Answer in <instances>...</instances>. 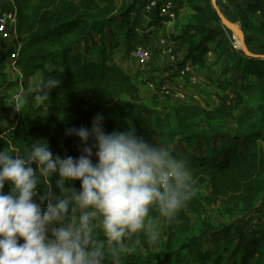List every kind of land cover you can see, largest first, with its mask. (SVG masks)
I'll list each match as a JSON object with an SVG mask.
<instances>
[{
  "label": "trees",
  "instance_id": "16d2710c",
  "mask_svg": "<svg viewBox=\"0 0 264 264\" xmlns=\"http://www.w3.org/2000/svg\"><path fill=\"white\" fill-rule=\"evenodd\" d=\"M11 1L22 43L15 63L21 78L15 82L8 79V57L0 53V117L6 123L0 128V150L24 151L40 140L48 143L54 155L78 157L83 145L78 137L66 135V130L81 126L90 129L93 118L101 113L105 132L132 128L138 136L158 140L162 147L173 146L167 149L186 160L193 177L195 194L185 202L175 221L169 224L160 219L167 227L162 250L154 251L141 235L125 240L115 256L107 253L104 264H264L262 55H241L238 72L243 82L237 93H229L234 82L217 78L213 81L212 104L202 92V104H170V98H164L162 109H152L123 67L131 52L123 56L122 63L115 60L117 52L123 51L118 38L123 37L128 46L133 42L145 44L174 21L170 14L161 15L158 10L147 18L145 5H119L116 0ZM167 1L174 3L175 19L185 8L193 11L182 31L171 37L178 55L173 69L191 65L197 73L208 72L212 69L209 55L224 57L233 50L215 26L222 22L211 0H159L160 6ZM244 1L245 6L240 2L236 5L239 27L246 45L258 39L264 55V0ZM51 78L59 80L60 86L44 98L42 86ZM16 87H21L19 94H26L21 112L15 110V103L6 101L5 92ZM252 95L260 98L258 116L248 105L247 98ZM157 98L160 96H153ZM132 114L140 116L134 125L129 122ZM226 119L237 126L233 135L201 133L203 123L212 126ZM58 178L54 175L51 183L59 195ZM205 185L210 195L202 200L196 191ZM65 186L79 190L80 181L71 185L66 182ZM44 187L39 186V194H43ZM3 191L9 193L11 185L6 183ZM204 201L208 205L222 204L227 216H241V223L252 225L247 234L227 238L225 229L231 233L233 228L215 225L206 218ZM156 216L155 209L151 210L150 218ZM255 222L257 226H253ZM97 238L102 239L103 234Z\"/></svg>",
  "mask_w": 264,
  "mask_h": 264
},
{
  "label": "clouds",
  "instance_id": "9594fccd",
  "mask_svg": "<svg viewBox=\"0 0 264 264\" xmlns=\"http://www.w3.org/2000/svg\"><path fill=\"white\" fill-rule=\"evenodd\" d=\"M60 83L47 80L43 97ZM25 102L22 91L15 110L21 112ZM104 119L98 113L90 129L66 130L83 145L78 157L54 155L40 140L24 151L0 150V264H104L107 253L115 256L133 237L143 235L155 245L158 221L173 223L195 194L185 159L132 128L105 132ZM77 180L79 190L65 186ZM153 209L158 216L150 218Z\"/></svg>",
  "mask_w": 264,
  "mask_h": 264
},
{
  "label": "rangeland",
  "instance_id": "374dc122",
  "mask_svg": "<svg viewBox=\"0 0 264 264\" xmlns=\"http://www.w3.org/2000/svg\"><path fill=\"white\" fill-rule=\"evenodd\" d=\"M119 5L122 3L131 4V3H137L140 6L146 5L148 2L152 0H116ZM159 1V0H158ZM240 2L243 6H245L246 2L244 0H216V4L223 14V16L232 24L239 26V19L236 16V5ZM212 4V0H211ZM7 6H11L10 3L7 4ZM193 15V11L185 8L181 12V16L177 19H175L172 23L168 24L160 33L156 34L149 40V42L145 43V45H150L153 50V61L147 65L146 67H141L135 59L132 57L131 53L133 49L131 50L132 46L137 45V43L133 42L131 45H126L124 43V38L119 37L118 40L120 43H123V51L117 52V55L115 56L116 62L122 63L121 59L123 56H126L127 52H131L129 57L126 58V62L123 64V67L125 71L134 78L135 82L138 84L141 90V96L144 99L146 105L152 109H162L164 105H166V100L164 97H160L157 99H153L154 94L149 90L148 88V80L154 79V78H163L166 76V74L171 73L173 69L174 63H172L169 59V57L164 53L168 47L173 45V42L171 40L172 36H175L179 34L182 31L183 24L188 20V18ZM216 28L221 30L223 32L222 39H225L227 43L231 44L233 46V50L229 51L226 56L220 57L218 54L215 55H209L208 56V64L212 67V69L208 72L198 71L199 76L201 77L202 83L200 87L198 88L200 94L203 96L202 92L205 94L207 98V102L212 104L214 102V95L213 92L215 90L213 81H215L217 78H227L234 82L233 86L229 89L230 94H234L239 92L241 84L243 82L242 75L238 72V62L242 54H245V51L243 47L241 46L239 38L234 34V32L228 28L225 27L222 23L215 25ZM255 44L246 45V48L250 54L254 55H263V52L260 49V46L258 44V39H255ZM162 41H167L169 44L165 45L162 43ZM6 43L0 44V53L1 54H8V51L10 48L8 46H5ZM125 54V55H124ZM216 64V65H215ZM215 65V66H214ZM157 70V71H155ZM165 70V71H164ZM20 73V72H19ZM18 70L11 69L8 73V79L11 82H15L18 80ZM211 81V83H210ZM16 90H19L18 87H16L14 90L8 92L10 94H13L16 92ZM8 94L7 92H5ZM248 105L253 108V110L256 112V105L260 102V98L257 95H252L247 98ZM204 102V99L202 97V103ZM170 104H179L176 101H171ZM256 115L258 116L259 113L256 112ZM140 121V116L137 114H132L129 118V122L134 125L136 122ZM6 123L1 120L0 117V128L5 126ZM237 129V126L235 125L234 121L232 119H226L224 122H214L212 123V126H207L206 124H202L201 127V133L204 132H212L213 134H218L220 136H229L233 135L235 130ZM145 139L149 140L153 144L157 146H161L160 142L156 139H152L149 137H145ZM222 140V139H220ZM219 140V141H220ZM165 148L173 149V146L166 145ZM198 196L204 200L205 197H208L210 195V189L207 185L201 187L197 191ZM205 209H204V215L206 218H208L213 224L225 227L231 226L233 229L231 233L228 231V229H225V236L227 238H230V236H235L237 234H247V232L250 229V226L252 225H246L244 223H241L239 220L241 216L235 215L234 217L227 216L224 213V207L222 204H213L208 205L204 201ZM160 236L158 239V242L155 245H151L152 249L154 251H159L163 248L165 245L166 239H167V227L163 220H160ZM258 222H255L253 226H257Z\"/></svg>",
  "mask_w": 264,
  "mask_h": 264
},
{
  "label": "built area",
  "instance_id": "2783aa9c",
  "mask_svg": "<svg viewBox=\"0 0 264 264\" xmlns=\"http://www.w3.org/2000/svg\"><path fill=\"white\" fill-rule=\"evenodd\" d=\"M10 4L11 6L4 8L0 7V44L6 43L5 46L10 48L8 54H4L8 57V73L11 69L17 70L15 63L22 45L18 39L16 9L13 3ZM173 9L174 3L172 1H167L160 6L158 0H152L144 6V13L145 16L149 18L159 10L161 15L170 14V17L175 20V15L172 12ZM162 43L165 45L169 44L167 41H162ZM175 50L176 46L171 45L164 51L172 63L178 61V55L175 53ZM131 55L141 67H146L153 61V50L150 45H135ZM18 78H21L20 73ZM147 83L149 90L154 95L170 98L171 101H176L179 104H202V95L198 90L202 80L199 74L195 71V68L191 65H186L181 69H172L171 73L166 74L163 78L157 77L150 79ZM20 90L21 87H19V90H16L13 94L5 93L6 96H8L6 100L8 104L16 103V97Z\"/></svg>",
  "mask_w": 264,
  "mask_h": 264
},
{
  "label": "water",
  "instance_id": "95a60500",
  "mask_svg": "<svg viewBox=\"0 0 264 264\" xmlns=\"http://www.w3.org/2000/svg\"><path fill=\"white\" fill-rule=\"evenodd\" d=\"M212 6L214 8V10L217 12L222 24L225 26V27H228L230 28L234 34L239 38L240 40V43H241V46L243 47L244 51H245V54L246 55H249V56H254V57H258V55H252L248 52L247 48H246V38H245V35L244 33L242 32V30L240 29L239 26H236L234 24H232L231 22H229L224 16L223 14L221 13V11L219 10L217 4H216V0H212ZM264 59V55L260 56Z\"/></svg>",
  "mask_w": 264,
  "mask_h": 264
},
{
  "label": "crops",
  "instance_id": "0c3cea01",
  "mask_svg": "<svg viewBox=\"0 0 264 264\" xmlns=\"http://www.w3.org/2000/svg\"><path fill=\"white\" fill-rule=\"evenodd\" d=\"M8 3H12V1L11 0H0V7H2V8H4V7H7V4ZM153 38V37H152ZM252 55H254V54H252ZM18 77H19V75H18ZM163 248H164V246H163ZM162 248V249H163ZM161 249V250H162Z\"/></svg>",
  "mask_w": 264,
  "mask_h": 264
}]
</instances>
